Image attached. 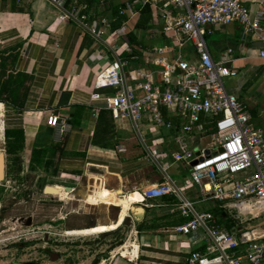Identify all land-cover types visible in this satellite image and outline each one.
I'll return each mask as SVG.
<instances>
[{
    "label": "crops",
    "instance_id": "crops-1",
    "mask_svg": "<svg viewBox=\"0 0 264 264\" xmlns=\"http://www.w3.org/2000/svg\"><path fill=\"white\" fill-rule=\"evenodd\" d=\"M167 1L67 0V5L87 6L88 21L103 32L96 39L75 22L60 18L59 11L46 0L19 3L0 0V71L5 70L0 84H6L9 75L14 80L13 95L9 94L8 86L0 90V143H4L5 150L2 153L0 147V183L11 177L18 179L24 169L35 177H46L51 188L57 190L52 194L58 198L52 222L65 236L116 237L109 248L110 257L102 253L92 264L96 261L97 264H182L189 252L203 250V244L174 232L173 228L184 222L173 212L177 204L175 197L142 200L141 196L144 189L162 180L149 157L150 151L169 158L174 152L201 147L172 148L165 140L185 119L162 108L164 120L173 127H159L156 132L145 129L142 135L141 127L137 132L130 121H115L108 110H99L97 116L93 115V109L102 107L104 102L92 100V96L113 92L96 90V75L116 58L127 63L130 88L140 82L136 79L137 71L158 82L163 64H172L179 54L188 61L196 60L191 42L183 39L177 30H165L170 22L167 12L171 17L180 14L171 5L164 8ZM242 1L255 12L261 0ZM144 7L149 8V14H142ZM119 15L122 21L117 26ZM101 19L108 21V27L100 24ZM208 31L205 41L214 63L236 72L235 77L224 81L227 91L249 107L251 125L264 137V57L260 54L264 51V39L242 38L237 24L209 27ZM51 114L67 122L66 131L60 133L47 125ZM12 130H22L24 134L16 165L9 163L6 152L5 132ZM184 170L188 177V166L174 164L169 175L190 196L194 188L189 186L187 177H180ZM101 184L106 191L127 198L122 222L123 209L100 201L99 193L90 198L97 206L86 205L88 193L97 192ZM136 194L141 200L130 201V196ZM71 202L75 205L68 210L66 204ZM84 205L89 207L87 211H81ZM101 205L103 211L99 210ZM133 209L142 210L141 217ZM216 212L223 216L221 219L216 215L219 223L225 226L223 220L230 221L231 229L225 228L235 233L239 228H246L250 220L262 219L253 218L252 214L246 219L242 216L233 219L221 206ZM83 215L90 217L87 225L69 227L71 216ZM111 227L115 229L110 230ZM97 228L103 231L95 232ZM256 230L264 232V228ZM125 245L123 256L121 247Z\"/></svg>",
    "mask_w": 264,
    "mask_h": 264
},
{
    "label": "built area",
    "instance_id": "built-area-1",
    "mask_svg": "<svg viewBox=\"0 0 264 264\" xmlns=\"http://www.w3.org/2000/svg\"><path fill=\"white\" fill-rule=\"evenodd\" d=\"M46 1L59 11L60 18L75 22L90 36L100 39L103 32L88 21L86 5ZM169 5L180 14L171 17L167 12L170 22L165 30H177L191 42L196 60L188 61L179 54L172 64H163L158 82L137 71L140 82L130 88L127 63L116 58L96 75L94 88L113 92L92 96V100L104 102L102 107L93 109V115L108 110L115 121H130L137 132L143 119L157 127L172 128L173 124L164 120L162 108L185 119L183 131L197 134L200 140L204 137L207 146L174 152L169 158L150 151L149 157L162 180L144 189L142 200L175 197L173 212L184 222L175 226L174 232L203 244V250L189 252L182 264H264V232L253 228L230 232L216 215L195 207L214 200L223 203L221 208L233 219H246L252 214L251 217L264 220V137L251 125L249 107L225 87V79L235 77L236 72L214 63L205 41L209 27L231 24L240 27L242 38L263 40L264 0L258 2L255 12L242 0H169L163 7ZM100 24L108 27L106 19H101ZM260 54L264 57V51ZM47 125L60 133L68 128L65 120L53 114L48 116ZM174 164L188 166L189 181L201 199L191 200L171 178L169 170Z\"/></svg>",
    "mask_w": 264,
    "mask_h": 264
},
{
    "label": "rangeland",
    "instance_id": "rangeland-1",
    "mask_svg": "<svg viewBox=\"0 0 264 264\" xmlns=\"http://www.w3.org/2000/svg\"><path fill=\"white\" fill-rule=\"evenodd\" d=\"M182 38L184 39V37ZM140 126L142 135H144L145 129L151 132L160 129L145 119L141 121ZM169 133H171V137L165 140L170 143L172 148L207 146L204 137L198 142L199 136L183 131L182 126L178 129L174 127ZM169 133L167 132L168 135ZM0 147L3 149L2 153H5L4 143H0ZM23 168L22 166V170ZM25 171L24 169V173L20 174L18 179L11 177L0 183V220L2 221L0 224V264H54L52 260L55 259L61 261L59 264H92L102 253L109 254V248L116 239L114 236L104 238L98 237V235L90 237L65 236L63 230L57 228L52 222V218L56 214L54 205H57L58 199L52 194L57 193V190L48 187L45 194V186L50 185L47 178L35 177L29 171ZM169 174H172L171 171ZM180 177H187L185 170ZM186 181L190 187L194 188L190 199L194 201L201 199V197H197L199 191L188 177ZM98 191H92L93 193L90 195L88 193L90 197L87 199L86 205L97 206L93 205L90 198H94ZM182 191L185 192V188H182ZM185 194L187 195V193ZM74 205V202H71L66 204V207L68 210H72ZM221 205L214 200H207L196 204L195 207L198 211L213 213L215 211L213 209L217 210ZM88 209L89 207L84 205L81 211ZM99 210L103 211L102 205ZM213 214L216 215V213ZM21 218L25 220L30 218V225L25 226L24 223H20ZM89 221L88 215L71 216L69 227L87 225ZM263 222L262 219L250 220L246 223V228L263 229ZM62 228L64 227L62 226ZM104 246L107 247L104 248ZM107 256L110 257V254Z\"/></svg>",
    "mask_w": 264,
    "mask_h": 264
},
{
    "label": "trees",
    "instance_id": "trees-1",
    "mask_svg": "<svg viewBox=\"0 0 264 264\" xmlns=\"http://www.w3.org/2000/svg\"><path fill=\"white\" fill-rule=\"evenodd\" d=\"M142 14L143 15L149 14V8L144 7V9L142 10ZM119 17H120V15L118 16L119 20L117 21V26L119 24H121V21H122ZM137 27H138V25H137ZM4 75H5V70H1L0 71V78L3 77ZM13 83H14L13 77L11 75H9L8 81L6 82V84H4V83L0 84V90L5 88V86H8L9 87V89H8L9 94L13 95L14 94V88L12 87ZM0 100H2L1 97H0ZM165 119L168 120L166 116H165ZM5 138H6V152H7L8 158H9V163L11 162V164L16 165L17 158H18L17 156H19V153L23 149V141H24L23 131L22 130L6 131L5 132ZM11 138L13 140H10ZM11 166L12 165H9L10 170H12ZM213 210H215V209H213ZM213 213H216V215H218V217H220L222 219L223 216L221 213H217L216 210L213 211ZM223 221H221V222L225 223L226 228L228 230H230L232 227V223L226 219H224Z\"/></svg>",
    "mask_w": 264,
    "mask_h": 264
},
{
    "label": "bare ground",
    "instance_id": "bare-ground-1",
    "mask_svg": "<svg viewBox=\"0 0 264 264\" xmlns=\"http://www.w3.org/2000/svg\"><path fill=\"white\" fill-rule=\"evenodd\" d=\"M1 109H2V106L0 104V112H1ZM2 127V126H1ZM2 137V136H1ZM1 157L2 155L0 154V160H1ZM1 166L2 164L0 163V176L2 177L1 175ZM47 190V188H46ZM45 190V192H46ZM99 199L100 201L104 202V203H110V204H114V205H118L120 206L122 209H123V213L121 214V222L124 220L125 216H126V208L128 207V202H127V198H123V197H118L115 193H110L109 191H106L102 184L101 186L99 187ZM141 200V197L139 195H132L130 196L129 200L130 201H136V200ZM133 211H135V214L136 216H139L141 217L142 215V210L138 209V210H135L133 209ZM111 229H115V227H111ZM93 231V230H92ZM95 232H101L103 231V228H97L96 230H94ZM80 232V231H79ZM84 234V232L82 231V235ZM129 242V241H128ZM129 245V244H128ZM127 247V245L121 247V250H122V255L125 256V252H124V248ZM127 249V248H126ZM131 250V249H130Z\"/></svg>",
    "mask_w": 264,
    "mask_h": 264
},
{
    "label": "flooded vegetation",
    "instance_id": "flooded-vegetation-1",
    "mask_svg": "<svg viewBox=\"0 0 264 264\" xmlns=\"http://www.w3.org/2000/svg\"><path fill=\"white\" fill-rule=\"evenodd\" d=\"M28 221H30V223H31V219L30 218H28V219H24V218H21L20 219V223H24V225L25 226H28ZM2 223V221L0 220V224ZM30 225V224H29ZM2 230H4V229H2Z\"/></svg>",
    "mask_w": 264,
    "mask_h": 264
},
{
    "label": "water",
    "instance_id": "water-1",
    "mask_svg": "<svg viewBox=\"0 0 264 264\" xmlns=\"http://www.w3.org/2000/svg\"><path fill=\"white\" fill-rule=\"evenodd\" d=\"M0 163L2 164V160H0ZM195 163H192V165H194ZM1 170H2V166H1ZM1 175H2V171H1ZM0 179H2V177L0 176ZM48 187H50L51 188V185H47V186H45V188H44V192H45V190H46V188H48ZM30 224V221H28V225ZM98 263V261H96V264Z\"/></svg>",
    "mask_w": 264,
    "mask_h": 264
}]
</instances>
